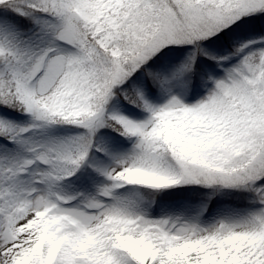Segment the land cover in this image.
I'll return each instance as SVG.
<instances>
[{
	"label": "snow or ice",
	"instance_id": "6c2138e0",
	"mask_svg": "<svg viewBox=\"0 0 264 264\" xmlns=\"http://www.w3.org/2000/svg\"><path fill=\"white\" fill-rule=\"evenodd\" d=\"M0 264H264V0H0Z\"/></svg>",
	"mask_w": 264,
	"mask_h": 264
}]
</instances>
